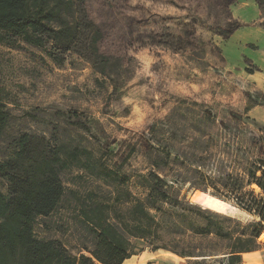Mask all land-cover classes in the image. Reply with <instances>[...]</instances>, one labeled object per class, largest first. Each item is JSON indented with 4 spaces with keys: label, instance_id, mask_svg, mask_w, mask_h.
Masks as SVG:
<instances>
[{
    "label": "rangeland",
    "instance_id": "rangeland-1",
    "mask_svg": "<svg viewBox=\"0 0 264 264\" xmlns=\"http://www.w3.org/2000/svg\"><path fill=\"white\" fill-rule=\"evenodd\" d=\"M99 1L85 4L89 16L101 23L105 11ZM74 2L69 18L78 17L83 5ZM153 5L166 8L169 2ZM230 9L243 25L229 39L215 34L208 44L203 31L197 49L178 54L110 34L102 43L104 50L124 57L114 84L76 53L54 61L48 54L51 43L38 47L21 38L13 45L0 43V106L7 113L0 160L15 155L19 139L27 135L34 158L53 150L65 162L60 171L64 194L57 209L36 222L38 238L57 239L78 255L84 245H91L82 209L112 203L118 191L127 190L131 196L123 205L128 207L146 194L139 175L157 169L167 178L172 201L180 203L178 214L169 211L163 217L156 244L130 237L136 247L132 256L138 255L133 259L145 264H175L174 258H181L180 264H229L224 256L186 258L173 250L193 239L189 220L207 225L211 214L242 226L258 220L238 202L250 199L251 192L263 196L248 180L251 162L264 157L253 141L264 137V130L259 131L264 127V90L246 74L264 76V28L255 0H236ZM215 47L225 62L211 52ZM114 85L117 93L112 95ZM234 185L239 187L236 193L229 191ZM0 189L7 193V181L1 177ZM198 192L218 195L229 210L204 207L194 199ZM224 225L240 230L236 222ZM193 241L206 251L229 246L212 235ZM258 242L256 260L264 262V232Z\"/></svg>",
    "mask_w": 264,
    "mask_h": 264
},
{
    "label": "trees",
    "instance_id": "trees-1",
    "mask_svg": "<svg viewBox=\"0 0 264 264\" xmlns=\"http://www.w3.org/2000/svg\"><path fill=\"white\" fill-rule=\"evenodd\" d=\"M81 1L78 17L69 18L75 7L74 0H0V43L13 45L18 38L38 47L51 43L48 54L54 61L60 62L67 52L76 53L114 84L124 57L104 50L102 43L111 39L110 34L129 36L142 47L178 54L197 49L204 33L205 43L210 44V36L217 34L229 39L243 25L230 9L236 0H166L169 2L166 8L155 7L153 3L158 0H100L98 5L105 11L101 23L89 16L86 0ZM255 1L264 28V0ZM167 7H175L178 12ZM111 46L115 47L116 43ZM211 52L225 62L219 47ZM112 93H117L115 85ZM6 116L0 106V132L6 124ZM263 128L259 131L263 132ZM253 141L263 153L264 137ZM29 144V136L23 135L15 155L0 160V177L8 185L7 193L0 189V264H122L135 254L136 247L130 237L156 244L164 226L163 217L169 211L178 214L175 210L180 203L177 199L172 201L166 189V176L152 169L138 177L145 185V196L134 198L128 207L123 205L131 196L127 190L118 191L112 203L82 209L91 245H84L83 250L74 255L61 241L40 239L35 235L37 220L51 215L64 194L60 171L65 162L60 152L53 150L34 158ZM250 166L248 184H255L263 196L251 192V198L240 199L238 205L258 220L243 226L229 217L212 214L208 216L207 225L189 220L187 228L193 239H187V244L174 249V253L186 258L224 256L229 264H239L244 253L260 249L258 239L264 232V157L261 156L259 162H251ZM238 189L234 185L229 191L236 193ZM164 202L176 207L167 210ZM225 222H236L240 230L225 227ZM209 235L218 241H228V248L206 251L193 241Z\"/></svg>",
    "mask_w": 264,
    "mask_h": 264
},
{
    "label": "crops",
    "instance_id": "crops-1",
    "mask_svg": "<svg viewBox=\"0 0 264 264\" xmlns=\"http://www.w3.org/2000/svg\"><path fill=\"white\" fill-rule=\"evenodd\" d=\"M246 76L250 80V82H254L258 87L264 90V76L260 75L258 72L246 74ZM256 252L257 251L244 253L242 257L243 260L240 264H264L262 260L260 261L256 260L257 259L256 257H258L257 255H255ZM133 257H138V255L132 256L131 258L126 259L122 264H145V261H136V259H133ZM180 259L174 258L173 259L174 263L180 264L181 263ZM251 260H254L255 262L254 261L252 262Z\"/></svg>",
    "mask_w": 264,
    "mask_h": 264
},
{
    "label": "bare ground",
    "instance_id": "bare-ground-1",
    "mask_svg": "<svg viewBox=\"0 0 264 264\" xmlns=\"http://www.w3.org/2000/svg\"><path fill=\"white\" fill-rule=\"evenodd\" d=\"M194 199L196 200V202L200 203L204 207L216 212H222L230 206L229 203L224 199H221L206 192L196 193Z\"/></svg>",
    "mask_w": 264,
    "mask_h": 264
},
{
    "label": "built area",
    "instance_id": "built-area-1",
    "mask_svg": "<svg viewBox=\"0 0 264 264\" xmlns=\"http://www.w3.org/2000/svg\"><path fill=\"white\" fill-rule=\"evenodd\" d=\"M38 221V220H37Z\"/></svg>",
    "mask_w": 264,
    "mask_h": 264
}]
</instances>
